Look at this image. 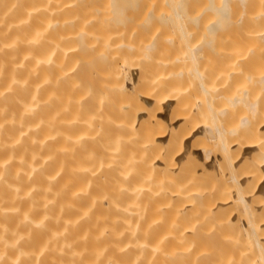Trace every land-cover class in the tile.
Listing matches in <instances>:
<instances>
[{"label": "bare ground", "instance_id": "bare-ground-1", "mask_svg": "<svg viewBox=\"0 0 264 264\" xmlns=\"http://www.w3.org/2000/svg\"><path fill=\"white\" fill-rule=\"evenodd\" d=\"M262 171L264 0H0V264H264Z\"/></svg>", "mask_w": 264, "mask_h": 264}, {"label": "rangeland", "instance_id": "rangeland-1", "mask_svg": "<svg viewBox=\"0 0 264 264\" xmlns=\"http://www.w3.org/2000/svg\"><path fill=\"white\" fill-rule=\"evenodd\" d=\"M185 46H186V47H185L186 49H184V46H182V48L180 49V51L182 52V54H180V57H181V58H182V57L185 58V59H182V61L185 62V63H183V62L181 61V59H180L181 62H179V64L181 63V64H180L181 67H182V65H183L184 70H185L184 73L187 71L186 68L188 67V71H189V72L187 71L186 73L189 74V73L191 72V75H192V76H195V75H194L195 73H194V71H193L194 68H195V67H194V63H195V62L193 63V60H194V59H193L192 57H190V55L192 56V52H191L190 49H189V43H188V40H187ZM181 52H180V53H181ZM190 52H191V54H189ZM188 54H189V55H188ZM182 55H183V56H182ZM98 59L100 60V62H101V64H102L101 59H100V58H98ZM190 59H193V60L191 61ZM96 60H97V59H96ZM96 62H97L99 65H98ZM100 62H98V61H94V63H95L96 65H98V66H95V67H94L95 69H93V70H97V71H98L99 69H101V66H102V65L100 64ZM95 64H94V65H95ZM184 64H186L187 67H185L186 65L184 66ZM178 67H179V66H178ZM181 67H179V69H180L179 72H181V74H182V73H183V68H182V71H181ZM192 72H193V74H192ZM123 73H124V72H123ZM123 73L121 72V74H123ZM179 75H180V73H179ZM185 75H187V74H184V76H185ZM191 75L189 74V76H187V78L190 77V78H188V79H186V77L183 78V77H184L183 75L180 76V77H178V78H180V79L178 80V83H179V87H180L181 93H182V90L184 91V90H185L186 88H188V87H189V88H188L189 91H192V90H193V86H192V85L195 83V78L192 80V78H191L192 76H191ZM121 76H122V75H121ZM119 77H120V76H119ZM119 77H117V78H119ZM122 77H123V78H122ZM122 77H121L122 79L119 78L121 81L123 80L122 82H121L119 79H118V80L121 82L123 88L129 89V88L131 87L129 90H132V85L130 84V82H128L127 76H126V78H125V73H124V75H123ZM190 79H191L192 81H190ZM188 80H189V81H188ZM189 82H190V83H189ZM191 83H192V84H191ZM189 84H190V85H189ZM188 85H189V86H188ZM194 85H196V84H194ZM129 86H130V87H129ZM187 86H188V87H187ZM185 87H186V88H185ZM190 88H191L192 90H191ZM197 89L199 90V87H198ZM188 90H187V91H188ZM198 90H197V97H198V98L196 97V99H194L196 103H192V104H194V106H196V108H198V111H197L198 114H197V113L195 114L196 116L193 117V118H194L193 121H195V122H200V121H198V120H201V122H202L203 117H204V114H205L204 112H206V109H207L208 107H206V106H207V102H206V101H205L206 103L203 102V101L205 100V99H202V98H204V97H202L203 94H202V96H201V94H200L201 92L198 91ZM184 94H185V93H184ZM184 94L182 93V95H184ZM187 94H188V95H187ZM186 95L189 96V92L186 93V94L182 97V100H183V101H184V97H186ZM190 96H191V92H190ZM190 96L187 97L188 99L186 98V99L188 100V102H187V100L185 101V107H187V106L189 107V106H190V105H187V104H189V102H190V100H189ZM192 97H194V93H193V96H192ZM194 98H195V97H194ZM201 99H202V100H201ZM194 100H191V101L194 102ZM199 100H200V101H199ZM201 101H202V103H201ZM186 102H187V104H186ZM198 102L200 103V104H199V107H198V105H197ZM203 104H206V105H204V106L202 107L201 105H203ZM186 105H187V106H186ZM200 107H202V108H200ZM205 107H206V108H205ZM204 108H205V110H204ZM185 109H186V108H185ZM201 110H202V112H203V111H204V112L202 113ZM199 111H200V113H199ZM207 111H209V110H207ZM184 113L187 115V112H186V111L182 113V116H181L182 119H180V122L177 124V126H180V127H177V129H178V128L181 129V127H182L181 124H182V123H183V126H184V128H183L184 130H185V129H188V127H189V125L187 126L186 123H185L187 119H186V115H185V116L183 115ZM202 114H203V115H202ZM200 115H201V116H200ZM184 118L186 119L185 122L183 121ZM184 123H185V124H184ZM187 124H190V123H189V120H188ZM179 129H178V130H179ZM197 144H199V143H197ZM197 144H196L195 146H193L194 149H196L197 147L200 146V144H199V146H198ZM196 146H197V147H196ZM195 147H196V148H195ZM192 155H194V154H192ZM187 168H189V167H187ZM187 170H188V171H187ZM187 170H186L185 172L191 173V172H193L194 169H193V170H191V169H187ZM190 170H191V171H190ZM213 172H214V171H213ZM261 174L264 176V171H262ZM261 174H260V176H259L260 178H258V179H259V182H260V179H262L261 182L264 181V180H263L264 178H262L263 176H262ZM257 181H258V180H257ZM261 182H260V183H261ZM219 232H220V233H223V234L226 233V231H223V232H222L221 230H220ZM221 237H222V235H221V236H217V238H219V239H221Z\"/></svg>", "mask_w": 264, "mask_h": 264}]
</instances>
